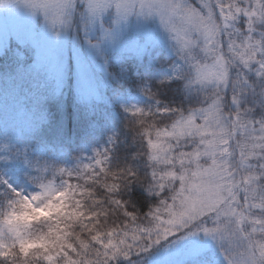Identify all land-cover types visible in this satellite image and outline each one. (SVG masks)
Listing matches in <instances>:
<instances>
[{
    "label": "snow or ice",
    "instance_id": "6c2138e0",
    "mask_svg": "<svg viewBox=\"0 0 264 264\" xmlns=\"http://www.w3.org/2000/svg\"><path fill=\"white\" fill-rule=\"evenodd\" d=\"M29 7L57 35L83 29L96 49L88 34L99 25L113 38L102 19L110 9L117 26L133 14L157 17L179 60L159 88L181 81L185 99L200 106L162 103L146 86L140 91L155 103L120 105L138 146L131 160L143 163V173L117 163L116 134L74 168L38 159L5 134L0 264H143L144 257L218 264L217 252L222 264H264V0H199L198 7L192 0H30ZM133 184L156 197L142 216L124 198Z\"/></svg>",
    "mask_w": 264,
    "mask_h": 264
},
{
    "label": "trees",
    "instance_id": "16d2710c",
    "mask_svg": "<svg viewBox=\"0 0 264 264\" xmlns=\"http://www.w3.org/2000/svg\"><path fill=\"white\" fill-rule=\"evenodd\" d=\"M137 62L132 64L130 74L133 77L141 80L140 67L136 65ZM121 70L122 68H117ZM115 80H112V82ZM181 81L172 82L169 87L160 89L157 83L150 82L149 88L151 91L158 93V99L162 103H170L173 106H182L187 108L189 100L185 99L184 95L180 91L182 88ZM135 80L129 79L127 76L125 79L120 80L117 77L114 85L121 89H131L134 87ZM114 109L113 106L107 107L106 105H98L96 110L92 113H88L85 110L78 107L69 97H67L61 106H57L52 112V122L54 125L52 129L46 134L44 143L52 146L56 151L58 147L65 148V151L71 153H78L85 149L87 142L91 139H95L101 135V122L105 116H109L114 124L116 135L119 137L116 145V158L117 163H129L132 162L137 166L141 173L147 171L143 163L139 161H132V155L138 150V146L133 142V133L131 129L127 127V118L120 115L112 116L109 114L110 110ZM73 150V151H71ZM124 198L131 201L132 204L140 210L139 214L142 216L149 210V207L155 206L156 197L150 195L146 188L140 185L133 184L129 190L124 194ZM111 223V221H110ZM128 264V263H126Z\"/></svg>",
    "mask_w": 264,
    "mask_h": 264
},
{
    "label": "rangeland",
    "instance_id": "374dc122",
    "mask_svg": "<svg viewBox=\"0 0 264 264\" xmlns=\"http://www.w3.org/2000/svg\"><path fill=\"white\" fill-rule=\"evenodd\" d=\"M197 2L199 3V0H197ZM111 10L112 9H110L107 13L111 12ZM106 14L104 16H106ZM131 16H134L135 18H144V17H137L135 14H133ZM144 19L147 22L149 30H154L156 27L155 23L156 24L159 23V19L155 16L149 17V18H144ZM114 20H115V14H114ZM135 21L136 20L134 18L130 20V22L128 24V27L130 28V30L128 32H126L125 34H123L122 39L118 43L119 45H121V46L128 45L130 43V41L127 39L134 37L133 26H134ZM124 22L125 21H121V23L118 26L123 25ZM95 30L96 29L90 31L88 35L90 36ZM61 34H60V37L58 39H54L53 36L51 35L47 25L44 22V18L42 16V14H40V13L33 14L32 12L26 11L22 6H19V5H12L9 8L0 9V44L2 42H4L6 40V38H13L14 39L13 41L19 45H22V43L26 42V40H30L35 45V49H36L37 53L40 55V56H38L36 53H34L33 68H35V67L38 68L42 57H44V49L48 50L50 52L51 57H57V54L59 51L58 47H60L61 43L66 42L65 41V33H63L62 35ZM102 35H103V33H101V36ZM100 43L104 44V45L113 46L114 43L117 44V41L114 40L113 38L107 39V38L102 37V38H100ZM79 44L81 45V43H79ZM86 45H87V47L84 51L81 49L79 52L73 53L74 59L76 62L77 71L79 74L80 84L82 83V78L85 75L84 55L85 54H91L92 52H95L94 49H91L92 47H90L88 43ZM125 57H127V55ZM175 63H179V60L174 61L173 64H175ZM173 64H171L168 67L161 68L158 71V73H156V75H155L156 80L160 81V80L164 79L166 76L170 75L171 71H172L171 66ZM52 66L54 68V72H52V74L50 75L51 78L54 77V75L56 77H58L60 70H61L60 63L54 62L52 64ZM15 92L16 91H14V89H12L11 92L7 93V94L0 92V96H1L0 97V113H3V110L6 109L4 98L8 94H14ZM113 99L119 104L120 108H121V106H120L121 104H123L125 106H131V105L140 106V104L143 102V99L132 98V97L123 98L121 95H116V94H114ZM124 113L128 114L126 112H124ZM0 123L3 126H8L10 124L7 122L6 118H3L0 121ZM9 127H11V125H9ZM12 133H13V131H12ZM14 133L16 135H18V133H19L18 128L14 129ZM2 142H3V140L1 139L0 143H2ZM147 259H148V257H146V260Z\"/></svg>",
    "mask_w": 264,
    "mask_h": 264
},
{
    "label": "clouds",
    "instance_id": "9594fccd",
    "mask_svg": "<svg viewBox=\"0 0 264 264\" xmlns=\"http://www.w3.org/2000/svg\"><path fill=\"white\" fill-rule=\"evenodd\" d=\"M29 3H30V0H0V9L9 8L12 5H19V6H22L26 11L32 12L31 8L29 7ZM48 29L54 39H58L60 37V35H57L56 32H53L50 28Z\"/></svg>",
    "mask_w": 264,
    "mask_h": 264
}]
</instances>
